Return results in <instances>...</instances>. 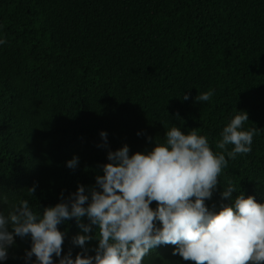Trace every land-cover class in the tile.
Instances as JSON below:
<instances>
[{"label":"trees","instance_id":"1","mask_svg":"<svg viewBox=\"0 0 264 264\" xmlns=\"http://www.w3.org/2000/svg\"><path fill=\"white\" fill-rule=\"evenodd\" d=\"M0 40V214L27 200L42 215L62 193L66 201L79 185L94 187L109 151L147 153L172 126L196 129L228 160L210 211L240 192L264 204V0H0ZM241 111L243 130L257 133L250 153L229 159L233 146L216 142ZM229 181L231 200L221 195ZM58 230L61 257L74 259L83 249L72 239L85 233L75 218ZM96 232L87 233L90 256ZM30 250V236H14L0 264H37ZM174 250L158 246L143 264H191Z\"/></svg>","mask_w":264,"mask_h":264},{"label":"clouds","instance_id":"2","mask_svg":"<svg viewBox=\"0 0 264 264\" xmlns=\"http://www.w3.org/2000/svg\"><path fill=\"white\" fill-rule=\"evenodd\" d=\"M213 94L209 90L195 99L207 102ZM237 113L216 142L221 150L233 146L227 151L229 159L250 153L257 133L256 128L243 130L248 114ZM100 136L106 145L107 133ZM129 151L127 145L109 151V163L100 166L103 175L95 177L94 187L79 185L66 201L62 193V202L45 208L42 215L34 213L27 200L8 216L0 214V261L8 258L14 236H30L26 258L35 256L37 264H53V255L59 264H143L144 257L161 245L175 246L172 254L191 264H264V204L240 192L219 212L205 205L228 164L224 152H214L206 136L196 129L185 134L172 126L164 142L156 140L151 151L132 155ZM78 164V157L66 162L73 170ZM35 191L36 185L28 189L30 195ZM233 192L236 188L229 181L222 198L231 200ZM153 202L155 210L150 207ZM84 217L88 224L82 223ZM73 218L85 233L72 239L74 246L83 249L74 259L71 250L61 257L64 234L58 230V225ZM93 226L98 247L90 256L84 246L93 239L87 235Z\"/></svg>","mask_w":264,"mask_h":264}]
</instances>
